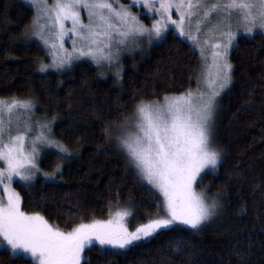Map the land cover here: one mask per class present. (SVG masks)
Wrapping results in <instances>:
<instances>
[{"label":"trees","instance_id":"trees-1","mask_svg":"<svg viewBox=\"0 0 264 264\" xmlns=\"http://www.w3.org/2000/svg\"><path fill=\"white\" fill-rule=\"evenodd\" d=\"M35 14L23 0H0V99H31L32 115L48 123L51 138L71 155L61 160L57 149L43 151L40 173H52L57 164L60 172L54 182L38 173L31 189L15 184L22 208L65 227V218L107 219L109 204L113 212L119 205L133 210V230L157 213L159 194L136 175L116 142L104 138V125L118 126L140 100L194 88L200 56L171 31L116 69L81 60L41 72L50 54L31 36ZM230 60L232 83L221 98L215 132L222 160L196 185L219 194L218 215L199 232L175 227L130 251L92 248L84 255L91 264H264V39L259 33L240 39ZM0 264L35 262L0 248Z\"/></svg>","mask_w":264,"mask_h":264},{"label":"snow or ice","instance_id":"snow-or-ice-1","mask_svg":"<svg viewBox=\"0 0 264 264\" xmlns=\"http://www.w3.org/2000/svg\"><path fill=\"white\" fill-rule=\"evenodd\" d=\"M81 7L87 12V24L81 22ZM131 7H142L149 18H158L146 27ZM32 8L36 13L32 34L53 49L52 65L41 63V72L50 66L58 70L70 66L72 53L63 47L69 34L74 37L73 51L100 65L102 60L116 59L120 45L129 38L146 35L150 41L163 40L172 27L200 49L202 68L195 90L140 100L118 126L104 125V138L116 142L136 175L159 194L157 213L133 230L126 222L132 211L119 205L113 212L109 204L107 219L72 223L65 218V227L39 211L23 210L21 194L13 184L23 189L34 186L40 173V149H57L61 160L71 153L51 138L48 123L33 124L31 99H0V248L13 257L28 255L35 264H91L83 254L92 248L114 254L175 227L201 231L223 207L219 194L198 191L196 185L201 173L208 167L215 169L221 159L212 127L218 97L232 82L228 54L242 38L255 39L259 33L264 39V0H132L127 7H115L111 0H53L51 4L32 0ZM173 9L178 19H173ZM65 21H71L70 29ZM193 31L202 33L203 39L194 37ZM115 75L119 77V71ZM59 172L57 164L52 173L40 174L54 182Z\"/></svg>","mask_w":264,"mask_h":264},{"label":"rangeland","instance_id":"rangeland-1","mask_svg":"<svg viewBox=\"0 0 264 264\" xmlns=\"http://www.w3.org/2000/svg\"><path fill=\"white\" fill-rule=\"evenodd\" d=\"M23 1L32 7V0H23ZM47 2L49 4H51L53 2V0H47ZM111 2H113V4H114L115 7H119L120 5H125L127 7V6H130L131 5L132 0H111ZM130 10L134 14H137L139 16V19H140L141 23H143L146 27H149V28L151 27L152 21L158 18V17H156L154 15H152L151 18H149V14H146L145 13V10L142 7H131ZM78 11L80 12L81 22L84 23V24H87L88 23V15H87L86 10H84L83 7H81L80 9H78ZM172 15H173V19H178L179 18L175 14V10L174 9L172 10ZM64 23H65V28L66 29H70L72 27L71 21H65ZM186 30H187V28H186ZM171 31L175 35L181 37L183 40H185L188 43H190V45L197 51V53L200 56L201 68H202V58H201V54H200V49H198L197 47H195L194 46V42L188 40L186 36H180L179 35V32L174 27L171 28ZM171 31H166L165 32V37ZM193 35H194V37H196L198 39H203V34L202 33H196L195 31H193ZM31 36L34 39H36L40 44L45 45L41 39H39L37 36H34L32 34V29H31ZM73 39H74V37H72L71 34H69V35H67L64 38V44H63L64 49L67 52L72 53V60H71L70 66H72L73 64H75L76 62L81 61V60H89V61H92L91 57H88V56H79L76 52L73 51V44H72V40ZM159 41H162V40L152 39L150 41L149 38L146 35L143 36V37L135 38V39L129 38L128 41H127V43H126V45H120L121 51L118 53V57L116 59H114L111 63L108 62V61H103L102 60L101 63H102L103 66H105L106 68H109L111 70H112V68H115L116 69L117 68L115 66L116 63L119 64L120 62L124 61V59H126V58L134 57L138 53H141L146 46H148L150 44L151 45L152 44H156ZM45 47H46V49L48 50V52L50 54V65H52V59H53V57H52L51 53L53 52V49H51L49 46H46V45H45ZM77 47H79V44L77 45ZM232 50L233 49H230L229 54H228V58H229L230 63H231L230 55H231ZM113 51L115 52V47L113 48ZM60 55H63V53H60ZM52 67L54 68V70H57V68L55 66H52ZM65 68H67V65L64 68H62V69L64 70ZM232 74H233V71H232ZM230 86H231V84L226 89H224L223 92L221 93V95L218 97V103H217V107H216V110H215V113H214V117H213V127H212V136H213V139H214V143H215L216 123H217V118H218V114H219V110H220L221 98L228 91V89L230 88ZM196 88H197V79H196V84H195L194 88H192V89L195 90ZM172 95H179V94H172ZM32 117H33V124L34 125H35L36 121H39L40 122V120L35 119V117L33 115H32ZM33 134H35V133H33ZM49 148L50 147H47V146H44L43 148H41L38 159L40 158V156L43 153V151L46 150V149H49ZM221 160L222 159H220V162H221ZM220 162L218 163L217 167L219 166ZM217 167L215 169H217ZM215 169H212L211 167H208V168H206L201 173V175L204 172H206V171H213ZM37 175H38V173H37ZM200 176L198 177V180H199ZM143 182L147 183L146 181H143ZM13 187L16 189V191H18V189L16 188L15 184H13ZM196 188H197V186H196ZM197 190L199 191L200 189L197 188ZM0 195H2V191H0ZM127 208L130 209L132 211V213H133V210L131 208H129V207H127ZM131 218H132V216L129 217V218H126V222L128 223L130 230H132V227H131ZM211 220H209L208 222H210ZM18 255H24V254L20 253ZM83 255H85V253ZM24 256L30 257L28 255H24Z\"/></svg>","mask_w":264,"mask_h":264}]
</instances>
